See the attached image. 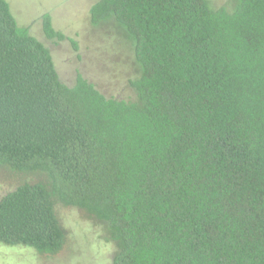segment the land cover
Wrapping results in <instances>:
<instances>
[{
	"label": "trees",
	"instance_id": "obj_1",
	"mask_svg": "<svg viewBox=\"0 0 264 264\" xmlns=\"http://www.w3.org/2000/svg\"><path fill=\"white\" fill-rule=\"evenodd\" d=\"M129 46L132 99L77 74L0 0V247L54 257L56 207L102 227L111 264H264V0H97ZM48 40H64L49 14Z\"/></svg>",
	"mask_w": 264,
	"mask_h": 264
},
{
	"label": "rangeland",
	"instance_id": "obj_2",
	"mask_svg": "<svg viewBox=\"0 0 264 264\" xmlns=\"http://www.w3.org/2000/svg\"><path fill=\"white\" fill-rule=\"evenodd\" d=\"M21 26L50 50L61 81L72 85L77 74L95 85L106 97L132 99L128 80L136 75L129 46L113 28H92L88 10L97 0H7ZM230 0H210L214 7ZM49 14L64 40H48L41 17ZM20 176L0 168V197L20 183ZM56 214L66 233L64 249L54 257H38L30 249L0 247V264H111L112 246L105 242L101 226L84 213L58 206Z\"/></svg>",
	"mask_w": 264,
	"mask_h": 264
},
{
	"label": "flooded vegetation",
	"instance_id": "obj_3",
	"mask_svg": "<svg viewBox=\"0 0 264 264\" xmlns=\"http://www.w3.org/2000/svg\"><path fill=\"white\" fill-rule=\"evenodd\" d=\"M76 78V77H75Z\"/></svg>",
	"mask_w": 264,
	"mask_h": 264
}]
</instances>
